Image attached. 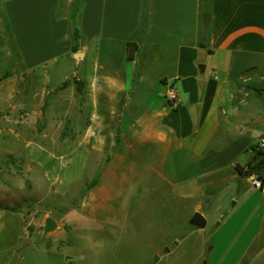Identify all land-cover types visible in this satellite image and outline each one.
<instances>
[{
	"label": "crops",
	"instance_id": "crops-1",
	"mask_svg": "<svg viewBox=\"0 0 264 264\" xmlns=\"http://www.w3.org/2000/svg\"><path fill=\"white\" fill-rule=\"evenodd\" d=\"M52 112L94 122L85 136L100 171L78 216L122 230L110 203L139 179L189 220L215 218L204 264H264V176L257 189L236 170L264 140V0H0V121Z\"/></svg>",
	"mask_w": 264,
	"mask_h": 264
},
{
	"label": "rangeland",
	"instance_id": "rangeland-1",
	"mask_svg": "<svg viewBox=\"0 0 264 264\" xmlns=\"http://www.w3.org/2000/svg\"><path fill=\"white\" fill-rule=\"evenodd\" d=\"M92 125L86 115L58 120V112L31 125L0 121V212L20 218L0 222V264L195 263L201 257L202 240L217 221L204 217L203 230L191 226L181 203L159 185H141L137 179L115 188L122 200L110 207L124 211L122 230L110 231L107 219L90 211L78 216L91 207L88 196L100 171L91 138L85 136ZM4 129H15L19 137ZM44 217L57 224L46 235ZM205 262L204 257L198 264Z\"/></svg>",
	"mask_w": 264,
	"mask_h": 264
},
{
	"label": "trees",
	"instance_id": "trees-1",
	"mask_svg": "<svg viewBox=\"0 0 264 264\" xmlns=\"http://www.w3.org/2000/svg\"><path fill=\"white\" fill-rule=\"evenodd\" d=\"M75 36L77 37V32ZM252 152V160L248 164L247 168L244 170L243 168L237 167L236 170L239 175H247L248 177L255 175L259 178L260 174H264V148H260L257 144L252 148Z\"/></svg>",
	"mask_w": 264,
	"mask_h": 264
},
{
	"label": "water",
	"instance_id": "water-1",
	"mask_svg": "<svg viewBox=\"0 0 264 264\" xmlns=\"http://www.w3.org/2000/svg\"><path fill=\"white\" fill-rule=\"evenodd\" d=\"M204 54L201 55V59H204ZM204 68L203 65L199 66V69L202 71ZM189 224L197 229H204L206 227V219L200 214L195 213L189 220ZM57 229V224L52 218H45L43 221V234H49Z\"/></svg>",
	"mask_w": 264,
	"mask_h": 264
},
{
	"label": "built area",
	"instance_id": "built-area-1",
	"mask_svg": "<svg viewBox=\"0 0 264 264\" xmlns=\"http://www.w3.org/2000/svg\"><path fill=\"white\" fill-rule=\"evenodd\" d=\"M165 99L169 103V105L172 109H176L180 105V99L178 97V93H177V91L173 85L167 86V90L165 93ZM258 145L260 148H264V140L263 139L260 140L258 142ZM252 185L257 189H260L262 187L261 179L253 178L252 179Z\"/></svg>",
	"mask_w": 264,
	"mask_h": 264
}]
</instances>
